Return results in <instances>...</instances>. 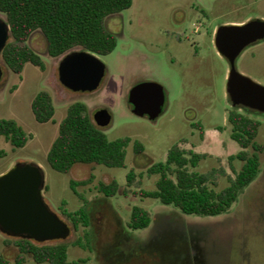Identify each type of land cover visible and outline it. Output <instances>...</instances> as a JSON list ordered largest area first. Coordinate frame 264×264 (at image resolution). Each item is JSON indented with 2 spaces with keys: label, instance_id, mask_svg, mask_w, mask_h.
Returning a JSON list of instances; mask_svg holds the SVG:
<instances>
[{
  "label": "rangeland",
  "instance_id": "rangeland-1",
  "mask_svg": "<svg viewBox=\"0 0 264 264\" xmlns=\"http://www.w3.org/2000/svg\"><path fill=\"white\" fill-rule=\"evenodd\" d=\"M196 8L204 9L207 15L193 12ZM262 14L263 0H132L130 8L105 19L106 28L117 41L110 53L97 55L105 72L93 91L74 92L59 82L58 65L65 53L49 56L40 31L33 32L26 44L45 61L44 70L25 63L21 73L16 74L0 57V119L15 120L29 136L20 148L0 137V149L5 151L0 157V175L17 162L38 165L44 174V200L68 225L62 208L74 212L86 200L90 226L71 230L65 239L68 261L83 258L89 264H264L263 154L259 155L256 179L242 190L229 210L217 216L184 214L155 198L119 191L104 196L97 189L98 183L115 180L122 190L128 171L133 169L143 173L141 188L153 190L157 176L148 177L147 166L164 161L168 149L182 140L186 141L183 147L207 155L194 170L223 168L232 175L227 159L240 147L230 138L227 121L228 112L236 108L226 91L230 65L216 49L211 30L219 24L236 25ZM0 17L5 19L1 12ZM82 49L76 46L66 53ZM235 68L264 85V43L242 51ZM140 82H155L163 88V109L154 120L135 115L128 102L130 89ZM42 90L51 93L54 104L53 120L45 123L37 122L31 110L32 99ZM75 101L83 102L91 117L100 109L110 113V123L101 128L109 140L132 139L126 147L124 167L79 163L67 173L50 167L47 152L67 107ZM238 110L260 121L255 141L264 144V114ZM201 131L215 132L201 135ZM134 141L142 145V153H135ZM233 166L239 169L241 162L233 161ZM90 174L94 177L91 182L71 188V181L85 180ZM226 185V178L220 176L217 188ZM135 205L149 211L148 227L128 228ZM13 240L0 232V251L11 259L15 255ZM21 264L48 263L26 257Z\"/></svg>",
  "mask_w": 264,
  "mask_h": 264
},
{
  "label": "trees",
  "instance_id": "trees-1",
  "mask_svg": "<svg viewBox=\"0 0 264 264\" xmlns=\"http://www.w3.org/2000/svg\"><path fill=\"white\" fill-rule=\"evenodd\" d=\"M132 0H0V12L5 16L10 28L9 38L0 52L6 66L20 74L25 63H31L41 70L45 61L30 48L26 41L35 31H40L46 40L49 56L58 57L79 46L96 55H106L116 46V35L105 26V19L130 8ZM239 107L227 114L231 126L230 138L240 147L228 156V166L232 175L223 168H212L206 172L194 170L205 153L183 147L185 140L171 146L164 161L147 166L145 174L156 175L155 188H141L143 173L130 169L126 175V187L119 189L111 180L98 183L97 189L104 196H114L118 191L124 195L132 192L140 197L158 199L164 205H172L184 214L217 216L225 213L236 201L244 188L252 183L260 172V154L264 156V144L255 141L260 121L240 112ZM249 112V109L243 108ZM31 110L37 122L53 120L54 104L50 92H38L31 102ZM203 131H201L202 135ZM0 137L14 148L23 147L28 134L13 119H0ZM130 137L109 140L88 112L87 106L75 101L66 109V114L58 124V132L46 156L50 167L67 173L75 164H102L107 167H124L126 147ZM135 153L143 152L138 141L133 142ZM5 151L0 149V157ZM240 161L235 169L233 161ZM225 177L227 185L218 189V178ZM90 174L85 180L71 181L73 190L93 179ZM135 188V189H132ZM61 213L70 221L71 230L79 226H90V214L86 200L74 212L62 208ZM151 222L149 211L141 206L131 208L128 228L132 230L148 227ZM14 257L8 258L0 251V264H21L26 257L35 262L48 264H89L87 259L67 260L65 240L38 243L29 239L14 238ZM76 244L81 245L79 242ZM245 253V251H244Z\"/></svg>",
  "mask_w": 264,
  "mask_h": 264
},
{
  "label": "water",
  "instance_id": "water-1",
  "mask_svg": "<svg viewBox=\"0 0 264 264\" xmlns=\"http://www.w3.org/2000/svg\"><path fill=\"white\" fill-rule=\"evenodd\" d=\"M264 26L259 22L222 26L215 39L218 52L229 65L226 84L233 107L246 108L264 114V85L239 73L235 60L247 44L264 37ZM10 35L5 19L0 17V52ZM105 72L104 63L85 49L65 53L58 65L59 82L74 92L93 91L99 86ZM3 71L0 65V79ZM165 101L163 88L155 82H140L128 94L132 112L154 120ZM94 123L103 128L110 123L106 109L93 114ZM44 174L33 163L17 162L0 175V232L6 236L33 240L38 243L65 240L71 228L44 200Z\"/></svg>",
  "mask_w": 264,
  "mask_h": 264
},
{
  "label": "flooded vegetation",
  "instance_id": "flooded-vegetation-1",
  "mask_svg": "<svg viewBox=\"0 0 264 264\" xmlns=\"http://www.w3.org/2000/svg\"><path fill=\"white\" fill-rule=\"evenodd\" d=\"M264 1V0H263ZM193 12L199 14V15H207L206 11L202 8H196L193 10ZM192 14V13H191ZM250 22H259L261 23L263 26H264V14L262 15H259V16H253V17H247L245 20L243 21H240V22H237L236 25H244L246 23H250ZM222 26H230V25H217V26H214L211 30V36H213V42H214V45H215V39H216V36L218 35L219 33V29L222 27ZM264 31V30H263ZM264 43V37L254 41V42H251L249 44H247L246 46H244L242 48V50L240 51V53L242 51H244L245 49H248L250 47H256L257 45H260V44H263ZM216 47V46H215ZM217 49V48H216ZM240 53L238 55H240ZM251 55H254V52L251 53ZM237 58V57H236ZM251 111V110H250ZM256 112V111H254Z\"/></svg>",
  "mask_w": 264,
  "mask_h": 264
},
{
  "label": "crops",
  "instance_id": "crops-1",
  "mask_svg": "<svg viewBox=\"0 0 264 264\" xmlns=\"http://www.w3.org/2000/svg\"><path fill=\"white\" fill-rule=\"evenodd\" d=\"M214 132H215V131H214ZM214 132H212V133H206V132L203 131L202 134H203V135H206V134H214Z\"/></svg>",
  "mask_w": 264,
  "mask_h": 264
}]
</instances>
